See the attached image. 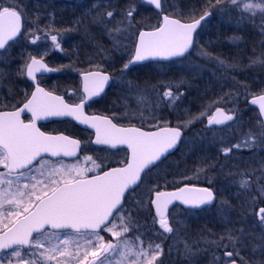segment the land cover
I'll use <instances>...</instances> for the list:
<instances>
[{"label":"snow or ice","instance_id":"1","mask_svg":"<svg viewBox=\"0 0 264 264\" xmlns=\"http://www.w3.org/2000/svg\"><path fill=\"white\" fill-rule=\"evenodd\" d=\"M142 3L154 8L159 23L151 30H138L134 53L123 64L122 74L149 60L170 61L186 57L197 47L199 29L212 17L213 10L223 4V0H206L203 14L197 18L195 13H189L190 20L171 15L167 0H142ZM230 3L237 8L240 6L238 0H230ZM137 11L134 4L122 9L121 23L126 22L131 27ZM243 11L250 13L253 18L259 11L264 20V0L259 3H243ZM115 14V10L107 11L108 21ZM24 20L25 14L18 5H0V58L11 56L9 49L14 47L18 39L30 45L42 42L50 44L44 52L39 53V58L37 55H29L17 69L21 78L32 82L33 90L25 93L24 98L12 106L11 110L0 109V168L5 170L0 172V253L10 250L8 264H13L12 257L17 258V264H40V261L32 257H39L43 264H47L56 259V254L73 258L82 254L84 259L90 255L93 259L89 264H113L117 254L121 258L117 264H123L129 257L133 258L129 264H163V260L159 259L163 255L161 244H155L154 248L151 244L148 248L130 244L124 237L133 230L131 221L121 218V223L117 225L116 219L125 210L127 197L143 183V177L177 148L182 140V128L162 126V117L155 114L149 119L141 116L139 126L131 122L129 126H122L121 118L115 114L109 117L87 113L86 108L99 102L112 80L101 65H92L91 61L90 66L95 70L81 72L80 89L68 93L69 96L77 97L74 101L46 90L36 74L57 72L68 67L54 68L45 63V56L49 52L63 51L61 34H52L56 31L52 25L46 26L48 31H44L38 24L25 29ZM100 22L106 23L103 16ZM261 28L264 31V24ZM114 30L127 31L120 28ZM112 31L109 29L110 33ZM257 62L264 64V59L253 61ZM220 63L223 64V61ZM179 87L176 86L177 89ZM183 95L182 91L174 92L170 86L163 92L169 104H174ZM249 95L251 99H248ZM237 100L238 96L230 95L228 101L234 107H215L214 113L207 118V127L228 125L229 122L241 119L235 106ZM222 101L223 97L213 103L219 104ZM245 101L257 106L259 116L264 117V90L248 93ZM25 114H30L27 121L22 118ZM49 118H69L92 129L94 139L82 141L63 133L53 135L42 131L38 122ZM192 122L189 120L188 124ZM258 123L264 124V121ZM256 142L257 139L249 134L245 140L231 147H223L221 151L228 156L233 150L252 148ZM260 142L264 143V129L260 133ZM88 143L97 146V150L123 148L127 157L118 161L119 166H111L102 160L98 163V157L94 159L92 155H86L82 158L85 166H82L81 152ZM49 157L56 159L50 161ZM62 158H74L76 162L64 164ZM21 178L25 181L22 187L19 185ZM14 182L17 186L12 191ZM5 183L6 188L3 187ZM250 187L249 180L240 182V188L248 190ZM146 191L149 194L148 204L154 208V222L158 223L162 234L174 231L169 220L170 205L179 204L192 214L211 206L216 199L211 186L198 187L190 183L170 192L160 190L158 184ZM248 195L251 197L252 215L259 224L264 225V206H261L264 205V184H258L255 194L249 191ZM102 232L110 233L116 238V243L105 241ZM240 232V237L231 233L228 235L231 250H228L227 244H223L224 237H221L217 247L224 249L221 258L223 264H249L239 250L244 243L243 229ZM61 233L64 239H61ZM70 233H75L76 237ZM41 237L48 241L47 247ZM54 239L59 243H54ZM73 242L74 252L69 251ZM140 244H143L142 240ZM121 245L124 247L121 248ZM134 248H138V251H134ZM22 249H27L26 255H22ZM261 250L264 251V245ZM0 264H4L2 258Z\"/></svg>","mask_w":264,"mask_h":264},{"label":"trees","instance_id":"2","mask_svg":"<svg viewBox=\"0 0 264 264\" xmlns=\"http://www.w3.org/2000/svg\"><path fill=\"white\" fill-rule=\"evenodd\" d=\"M124 1L128 0H117L115 3L106 5L107 7H115V12L119 14V11H122L125 5L127 6V3ZM138 1L140 2L141 0H131L134 3ZM60 2L70 7L73 5L77 6L76 3L81 1ZM223 2L228 6V9L225 10V7H222L223 10L221 11V7L218 6L217 9L213 10V15L208 20L210 26H205L204 28L206 29L204 34L210 37L211 40L218 42V45H207V51L212 55H218L223 64L212 62L213 70L207 72L203 71L204 65L207 63L202 62L200 70H197L193 65H189V63H183L184 67L179 69L173 68V72L165 75V78L161 77L165 80H170L169 82L174 92L182 91L184 93L183 97L179 100L183 98L182 107H189V109L184 110L183 113H191V110L194 108L201 111L210 109L211 100L219 97L220 99L223 97L224 101L214 104V107L224 108L228 106L227 102H230L228 101L230 95L238 96L237 101H239V105L245 107L247 112L243 119L237 120V122H240V127L237 122L235 123V127L238 124L234 133L236 134L235 136L225 132L227 126L214 127L210 131H220L219 137L211 136L212 133L209 131L202 134L199 132L196 133L194 144L197 146L199 143L201 148L191 151L187 157L182 155L183 151L182 154L179 153V149V151H176V173L178 171L181 173L176 176L175 186L179 185L182 178V181L209 185L218 193L219 198L217 202L213 206L201 210V212L207 211L203 216L204 219L199 218L191 222V230L186 232L190 238L205 239L206 249L208 252H212L209 254L223 256V247H217L221 242V237H224L223 244H227L228 250H231L232 246L231 242L227 239L228 235L231 233L233 236L240 237V230L243 229L244 243L239 249L241 255L244 256L249 264H264V251L261 250V246L264 245V225L259 224L258 220L252 215L253 209L250 206L251 197L248 195L249 191L255 194L258 184H264V143L257 140L254 147L233 150L228 156H225L221 151L223 147H231L233 144L240 143L239 134H247L250 128H255L261 133L262 123H258V121H261L258 110L245 101L244 90L255 93L264 90V64L253 63V61L258 59H264V45H260V39L264 38V31L261 28L264 20L261 19L262 14L259 11H257L256 16L253 18L250 13L243 11L242 7L243 3H259L260 0H238L239 8L231 5L230 0H223ZM167 4L170 14L184 20H189L191 18L188 15L189 13H195L197 17L203 14L206 0H167ZM147 6L153 14L158 16L156 11L149 5ZM69 7L63 9V11L61 9L58 10V17L64 16L70 25V16L79 15L80 24H75L74 27L76 30H81L84 27L82 23H84L83 20L86 19V16L82 14V11L72 12L73 9ZM182 13L184 14L183 16H181ZM32 18L33 25H39L38 16L34 15ZM87 27H89L87 34L84 33L83 36H79L81 42L80 50L84 47V40L87 36L88 42L85 45L88 51H91V53L100 52L102 55L107 52L112 55L113 58L110 59V63L105 64L103 68L115 72L116 70H113L115 66L123 64L125 60L129 59L131 54L130 56L126 54L124 57H118L116 45L110 46L111 44H108L106 41V35L108 34L105 29H98L92 27V25H87ZM78 33L81 34L80 31ZM84 37L85 39L83 40ZM232 38H239L241 41L233 43L231 42ZM132 48H134V44ZM67 52L70 53L68 57L70 60H78L79 70L88 66L85 62L80 61L83 57L82 55L77 56L73 54L70 45L67 46ZM193 52L183 59L172 62L189 60ZM153 63L156 62L134 66L127 73V80L130 83L155 85L159 73L158 70H151L154 67L149 65ZM251 66L257 69H250L249 67ZM117 70L121 71V69ZM219 70L223 75L220 78ZM177 85L180 86L179 89L176 88ZM197 91H200V94H197ZM179 102L176 101L172 104V108H175L176 105L177 107L181 105ZM170 106L168 104L167 108L169 109ZM169 112L173 115V111L170 110ZM190 118H193L192 114ZM171 123L175 125L176 119L172 118ZM197 128L201 130L200 126ZM246 130L247 132H245ZM187 172H189L188 174L197 172L200 174V177H192L189 180L184 179L188 175L185 176ZM183 173L184 175L182 176L181 174ZM256 178L260 179L257 180ZM242 180H249L251 184L250 189L244 190L240 188ZM209 182L211 183L209 184ZM197 246L199 248V245ZM198 258L202 261L196 264H222L223 262L222 260L208 262L200 257Z\"/></svg>","mask_w":264,"mask_h":264},{"label":"rangeland","instance_id":"3","mask_svg":"<svg viewBox=\"0 0 264 264\" xmlns=\"http://www.w3.org/2000/svg\"><path fill=\"white\" fill-rule=\"evenodd\" d=\"M35 1V4H41V8L40 9H36L34 11H31L32 7L37 8L35 5H31L30 2L31 0H0V5L2 6H9V5H13V6H19L20 8L23 9L24 14L27 15L26 19L29 21H32L33 18H30L31 16L34 15H39L41 13H43V9L44 8H49L50 4H47V0L41 1V3L39 2V0H33ZM81 2L76 3V5L73 6H67V5H63V3L58 2L57 6H52V8L57 7V10H62L66 9L67 7L72 8V12H76V11H82V14H84L86 16V19H84V27H82L81 30H76L75 29V24L78 25L80 24V20L78 18L79 15H72L70 16L69 20H70V25H69V21L67 19L64 18V16H59L58 17V25H57V29L58 32L61 34V39H62V47H63V51H55V52H49L50 55H56L54 57V59L56 57H58V63L59 62H63L64 64L66 63V65L64 66H68V67H63V72H65L67 75L74 73V75L77 74V72H80V70H75L73 68V66H69L70 63H74V65H78V60H70L68 57L70 55L69 52H67V46L70 45V47L72 48L73 54L80 56L82 55V59L80 61L85 62L86 64H90V61L92 64L94 65H101L102 67L105 66V64L110 63V59L113 58L112 55L108 54L107 52L104 53V55L100 54V52H94L91 53V51H88L87 46L85 44H87L88 39L86 36L83 38L84 40V47L82 48V50H80V46H81V42L79 40V36L82 35L84 33L87 34V30L89 27H87V25H92V27L98 28V29H105V31H107L106 35V41L108 44H111L110 46L116 45V51L117 56L118 57H124L126 54H128L130 56V54H132V50H133V44L136 40V36L138 33V30L142 29V28H151L155 25H157L159 23V16L153 14L151 12V10H149L147 7V4L142 3V1H138L137 3L135 2H131V0L128 1H124L125 3H127V6L125 5L123 9L128 8L130 5L134 4L137 7V14L135 15V19L132 21L131 23V27H129L127 25V23H121L122 20V15L120 14L121 11H119V14H115L114 18L111 21H108V18L106 17V13L107 11H116V8H112L111 7H107L106 4H111V3H115L117 2V0H93V1H82ZM261 2V0H260ZM42 3H44V5H42ZM104 3V4H102ZM76 6V7H75ZM75 7V8H74ZM225 7V10L228 9V6L226 4H223L220 6ZM243 7V6H242ZM95 8V10H94ZM220 8V9H221ZM55 13V12H54ZM69 13V12H68ZM117 13V12H116ZM30 14V15H28ZM72 14V13H69ZM25 15V16H26ZM103 16L104 20L106 21V23H101V17ZM72 19V21H71ZM57 24V19L55 17V14L53 16H51L50 19V25L54 26ZM87 24V25H86ZM27 25L28 28L32 27L33 25H30L29 22L27 21ZM111 25V27H110ZM47 24L45 23L44 25H41L40 27L43 30H47L48 28L46 27ZM205 26H210V24L208 23V21L202 26V28L199 30V34L197 36V47L194 48V52L192 53V55L189 57L190 59L188 60V62L182 61V62H169V63H153L152 66L154 68H152L151 70H158L159 73V77L157 76V80L155 85H146L142 84V83H130L127 80V73L122 74L121 71H118L116 69L115 72L117 73V75H115V80L113 82V85L111 86V88L109 89L110 93L114 94V98H112L115 103L116 106L115 107H107L105 106L104 103V107L106 109H108L109 111H111L112 115L120 117V118H124L127 121H139L140 117L143 116L145 119H149L153 114L161 116L162 120H161V124L162 125H166V124H172L171 123V119H176V124L177 126H180L181 128L184 129L185 131V137L183 139L182 145L180 147V151L179 153L182 154V151L184 152L182 155L186 156L191 152V151H195L197 148H201V145H199V143L197 144V146H195L194 141L196 138V133H207L208 131L211 132V136H216L219 137V135L221 134L220 131L215 130V131H210L213 130L214 126H212L211 128L207 127V118L209 115L212 114V111L215 109L214 107V101H218L221 100L220 97L216 98V99H212V103H211V108L210 109H204L203 111L198 110L197 108H194L191 110V113H183L184 110L189 109L188 108H183V104H182V99L181 100H177L180 101L179 103H181V105H179L177 107V105L175 106V108H172V104H170V108L168 109L167 106L169 104V102L167 100H165V98L163 97V92L166 90L167 87H171V83L169 82L170 80H165L163 78H165L164 76L167 74H170L171 72H173V68L175 69H179L183 66V63H189V65H193V67H195L197 70H200L202 67V62L203 63H207L204 65L203 71H209L211 72L212 69V62L214 63H219L220 59L218 57V55L214 54H210L207 51L206 46L207 45H218V42L216 40H211L210 37H207L204 33L206 32L204 29ZM27 28V27H26ZM27 28V29H28ZM116 28H120V29H127L126 32H118L115 31L114 29ZM109 29H113V31L110 33ZM78 31H80L81 34L78 33ZM53 33V32H52ZM40 35H42V33H39ZM85 34V35H86ZM103 36V35H102ZM237 41V42H236ZM241 40L239 38H232L231 42L233 43H239ZM260 45H264V38L260 39ZM20 43V42H19ZM17 43V44H19ZM50 44V42H49ZM49 44H45V43H40L38 45H29L30 48L27 51V53L22 56V58L20 60H17L14 65H16V67L14 69L8 68V66L4 65V62L6 61V59L4 58H0V78H4L6 76H11V79H15L14 77L17 78H21L20 74L17 72V69L21 67L22 62L24 59H26L29 55H39V53H42L45 51V49H47L49 47ZM32 51V52H31ZM129 52V53H128ZM220 53V52H219ZM218 53V54H219ZM47 54V55H49ZM97 55V56H95ZM109 59V60H108ZM77 61V62H76ZM126 62V60H125ZM110 66V65H108ZM257 69L254 66L249 67ZM76 72H75V71ZM182 70V69H180ZM184 70V68H183ZM220 71V70H219ZM11 72V75L9 74ZM209 74V73H208ZM220 77H222V73L220 71ZM71 75V76H74ZM210 75V74H209ZM70 76V75H69ZM163 76V78L161 77ZM162 78V79H161ZM129 84L131 85V87H129ZM248 93H255V92H251L249 90H244V95H247ZM260 93V92H259ZM197 94H200V91H197ZM212 96V95H211ZM250 96V95H249ZM248 96V97H249ZM168 102V103H167ZM238 104V105H237ZM237 104L235 105L238 108V111L240 113V116L242 117L241 119H243V117L245 116L247 109L245 107H241L239 105V101H237ZM226 109L232 108L234 107L233 104H231L230 102H227ZM221 106V105H220ZM119 107H123L124 111L122 114H116L115 111H119ZM173 111V115H171V113L169 111ZM201 113H205L204 115H201ZM191 114L193 115V118L189 117L191 116ZM176 117V118H174ZM197 117H199V119H197ZM192 120L193 122L188 124V121ZM240 120V119H239ZM237 122V120L235 122H233L232 124L227 125L225 132L226 133H231L233 136H235L236 134H234L236 132V127L239 124L240 127V122H237L238 124L235 127V123ZM258 124V123H257ZM256 124V125H257ZM198 126H200L201 130H198ZM260 131H262V125H261V129ZM247 132V130L245 131ZM251 134V136L255 137L257 140H260V132L257 131L255 128H250L248 129L247 134H239L240 135V141L245 140L248 135ZM200 140V139H199ZM182 148V149H181ZM178 153V154H179ZM90 155V154H87ZM94 157V159H96V155H92ZM176 156H174L173 158V166H174V174H173V178L168 182L166 181V179L163 177L161 180L157 178L158 176V171L157 172H152L148 177L147 180L145 181V183L142 185V187L139 188L141 194L143 196H146L148 194V192L146 191L147 188L152 187L154 185H159L161 186L163 183H171L172 185H174L173 187H177L175 186V181H176V176L178 174H180L181 172L178 171L176 173ZM98 162V159H97ZM67 164V163H66ZM69 164V163H68ZM82 166L85 165V162L82 160L81 161ZM166 167V165H165ZM164 167V169H165ZM5 170L0 168V172H4ZM189 172H187L185 174V176L188 174ZM164 174V173H163ZM182 176L184 175L181 174ZM186 177L187 180L193 178H198L200 177L199 173H194V174H188ZM12 179L15 181V176L12 177ZM179 180V179H178ZM181 181L183 180L182 178L180 179ZM179 183V185L183 184V183H188L189 181H182V183ZM25 181L23 180V178H21V180L19 181V185L22 187L23 183ZM192 183V182H189ZM17 184L16 182L13 183L12 185V191L15 190ZM3 187H7V184L5 183L3 185ZM219 198V197H218ZM7 207V206H6ZM207 213L206 212H201V210L199 211H195L192 214H189L185 209H183L182 207H178L175 206V208L172 210V212L170 213V220H172V222L175 223L177 230L175 231L174 235V240L172 242V245L169 248V258H162V256L159 258L161 260H163V264H196L199 261H202L201 259H199L198 257L202 258L203 260H207L208 262H212V261H218V260H222L221 258L223 257L222 255H214V254H209L212 252H208V250L206 249V245H205V239L200 238H190L186 232L190 231L191 228V222L198 220L199 218H203V216ZM120 218H118V220L116 221V224L119 225L121 223V218H122V214L119 216ZM204 219V218H203ZM5 222H7L5 220ZM2 227V226H0ZM132 231H130L129 233L125 234L124 239L127 240L130 244L132 245H139L140 241H138L136 236V231L135 229L132 227ZM119 230V229H117ZM143 231V230H142ZM147 233V231H145ZM107 233V232H106ZM111 236L110 233H107ZM161 234V233H160ZM73 237H76V234H71ZM163 235H165V237L169 238L172 236H166L165 233H163ZM162 237V235H160ZM61 239H64L65 236L64 234H60ZM113 240L116 241V238L111 236ZM173 237V236H172ZM42 242L46 245L48 244L47 240H44L43 237H41ZM54 243H59V241H56L54 239L53 241ZM82 243V240L80 241ZM199 245V248L198 246ZM124 246L121 245V248H123ZM134 251H138V248H134ZM40 251H44V249H41ZM69 251H75V242L71 243L69 246ZM205 251V252H204ZM22 255H26L27 254V249L26 250H21ZM199 253V254H198ZM203 253V255H202ZM198 254V257H197ZM209 254V256H208ZM205 255V256H204ZM91 256L89 255L87 257V259L83 258V255L81 254L80 257H76L73 258L72 256H60L58 254H56V259L54 260H50L47 262V264H86V262L88 261V259ZM209 257V258H208ZM0 258H2L4 260V264H8V253L5 254H0ZM32 259H36L38 261H40V264H43V261L40 260L39 257H32ZM121 258L119 257V255L117 254L116 256V260L113 261V264H117V261L120 260ZM133 259L132 257H129L128 260H124L123 264H129V261ZM12 261L13 264H17V258L12 257ZM153 264H155V262H153ZM223 264V262H222Z\"/></svg>","mask_w":264,"mask_h":264},{"label":"flooded vegetation","instance_id":"4","mask_svg":"<svg viewBox=\"0 0 264 264\" xmlns=\"http://www.w3.org/2000/svg\"><path fill=\"white\" fill-rule=\"evenodd\" d=\"M41 1H44V0H39L40 3ZM60 1L69 2V1H74V0H47V4H50V7L44 8L43 13L38 15L39 26H41V25H44L45 23L47 25H50L51 16L55 14V17L57 19V24L54 25V28L56 31H53L52 34H57L58 32V29L56 28L58 25V10H57V7L52 8V6L54 5L57 6L58 2ZM82 1L89 2L93 0H82ZM30 4L33 6L35 5L37 7V8L32 7L31 11L41 8L40 7L41 4H35V1L33 0H31ZM42 5H44V3H42ZM33 16H31L30 18H32ZM26 17L27 15L25 16V20H24L25 29L28 28L27 21L29 22L30 25H33L32 21L27 20ZM44 31H48V29ZM29 45L30 44H28L25 40L18 39L15 42L14 47L9 49L11 56L6 59V61L4 62V65L8 66L10 70L14 69L16 67L14 63L17 60H20L22 56H24L27 53V51L29 50L31 46ZM55 56L50 55V54L45 56V63H47L49 67L62 68V66L66 65V63L64 64L63 62L58 63V57L54 59ZM37 58H39V55H37ZM123 64L116 65L115 69L116 70L121 69ZM69 66L70 67L73 66V68L76 71L79 70L78 65L76 64L74 65L73 62L70 63ZM93 69L94 68L91 67L89 64L86 68L80 69V72H77L76 75L72 73V74H69L70 75L69 76L65 72H63V70H61L57 72H51L49 74H38L37 78L41 86L44 87L46 90L52 91L53 94L55 95H62L65 97L66 100L74 101L77 97L69 96L68 93L72 90L80 89V86H81L80 73L82 71H88V70H93ZM103 70L108 71L111 74L112 76L111 83L105 89L104 94L99 98V102L92 103L88 108H86V112L89 114L113 117V115L111 114L112 112L104 107V103H105V106L107 107L116 106L115 101L112 99L114 98V94L110 93L109 89L113 85V82L115 80V75H117V73L114 71H110L109 69L107 70L103 68ZM9 74L11 75V72ZM71 75H74V76H71ZM14 78L15 79L13 78L11 79V76L0 78V109L11 110L12 106L17 105L18 102L24 98L25 93H30L33 90L31 87V84H32L31 81L24 79V78H17V77H14ZM123 111H124V108L119 107V111H115V113L122 114ZM22 118L25 119V121H27L30 118V114H25ZM130 122L132 124H135L136 126H139V121H127L125 117L123 119L122 118L120 119V123L122 126H129ZM166 125H174V124H166ZM38 127H41L42 131H45L53 135L63 133L65 135H68L76 139H80L82 141H90L91 139H94V136L92 135L93 133L92 129H89L83 125H79L69 118H49L48 120H42L38 122ZM180 147L178 149H180ZM175 153L176 152H171L167 156V158L162 159V161L158 163V167L153 168L152 171L148 173V175L143 177V183L140 184L139 187L136 188L135 192L131 193L127 197V203H126L125 210L119 214V216L122 214V218H125L126 220L131 221L132 227L136 231V236L140 238L138 241L140 240L143 241V244H139V246L143 248H148L149 244H151V246L154 248L155 244H161L163 248L162 258L164 259L169 258V254H170L169 248L172 245V242L174 240L173 234L177 230L176 225L169 218L170 224L173 226L174 231L173 233H165V234L166 236H169L172 234L173 237L172 236L169 238L165 237V235H163L159 231L158 223L154 222V208H150L148 204L149 194H147L146 196H143L139 188L142 187V185L147 180V177L152 172L154 173L158 171V176H157L158 180L159 179L161 180L164 177L166 181L169 182L173 178V174H174V166H173L172 161L175 156ZM87 154H90V155L95 154L96 157L99 158L98 163L102 160L105 164L110 163L111 166H119L118 161L125 159L127 157V152L123 148H120L119 150H107V151L97 150V146L92 145L91 143H88L86 147L84 148V150L81 152V161L83 160L82 158L86 156ZM48 159L52 161V160H55L56 158L49 157ZM62 160L64 164L66 163L71 164V163L76 162L74 158H62ZM173 186L174 185H172L171 183H166V184L163 183L160 186V190L171 189V188H174ZM175 206L181 207L179 205H174L173 207H171L168 210L169 217H170V213L175 208ZM117 220L118 218L116 219V221ZM145 231H147V233ZM70 234H75V233H70ZM101 235L104 236L105 241L111 240L113 243H116V241L113 240L112 237L106 232H102ZM160 235H162V237ZM5 253H8V251L0 253V254H5Z\"/></svg>","mask_w":264,"mask_h":264},{"label":"water","instance_id":"5","mask_svg":"<svg viewBox=\"0 0 264 264\" xmlns=\"http://www.w3.org/2000/svg\"><path fill=\"white\" fill-rule=\"evenodd\" d=\"M152 8V7H151ZM153 10H154V8H152ZM177 17V16H176ZM179 18V17H178ZM198 18V17H197ZM152 28H143V29H141V30H151ZM138 41V35H137V38H136V42ZM176 59H180V58H176ZM173 60H175V59H173ZM150 61H152V60H149V61H146V62H150ZM170 61H172V60H170ZM146 62H142V63H146ZM161 62H166V61H161ZM139 64H141V63H139ZM93 70H95V69H93ZM89 71V70H88ZM83 72H85V71H83ZM108 74H110L108 71H106ZM51 73V72H50ZM38 74H41V73H37L36 75H38ZM43 74H49V73H43ZM110 76H111V74H110ZM81 77V76H80ZM112 77V76H111ZM111 83V82H110ZM109 86V85H108ZM108 86H106V88L108 87ZM105 88V89H106ZM248 99H251V96L248 98ZM250 105V104H249ZM252 106V105H251ZM253 107H255V108H257L258 109V107L257 106H253ZM214 111H215V109L213 110V112L212 113H214ZM261 119H262V121H264V117H261ZM230 123V122H229ZM163 126H171V127H179V126H176V125H163ZM219 126H225V125H219ZM263 129H264V124H263ZM182 132H183V135H182V140H183V137H184V130L182 129ZM182 140H181V142H182ZM181 142L179 143V145L177 146V148L181 145ZM177 148L176 149H174L172 152H174V151H176L177 150ZM185 184V183H184ZM190 184H193V185H196V186H198V187H204V186H208V185H203V184H195V183H190ZM181 186H183V184L182 185H180V186H178V187H181ZM177 187H175V188H171V189H163L162 191H168V192H170V191H174L175 189H176ZM214 190V189H213ZM214 192H215V190H214ZM216 193V192H215ZM216 200H217V193H216V199H215V201L213 202V204L212 205H214L215 203H216ZM173 205H170L169 206V209L172 207ZM168 209V210H169ZM11 226V225H10ZM6 231V230H5ZM0 234H2V233H0ZM35 235V234H34ZM93 258L91 257L88 261H87V263L86 264H89V262L92 260Z\"/></svg>","mask_w":264,"mask_h":264}]
</instances>
